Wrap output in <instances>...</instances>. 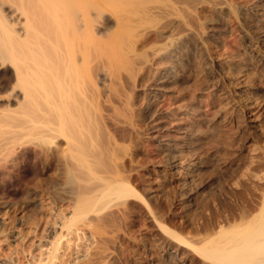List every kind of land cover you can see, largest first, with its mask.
Wrapping results in <instances>:
<instances>
[{"label":"bare ground","instance_id":"obj_1","mask_svg":"<svg viewBox=\"0 0 264 264\" xmlns=\"http://www.w3.org/2000/svg\"><path fill=\"white\" fill-rule=\"evenodd\" d=\"M249 2L0 0V186L26 160L57 156L66 174L62 184L68 189L70 210L65 220L55 222L60 232L50 260L58 238L72 224H77L72 228L77 234L87 229L97 243L109 244L111 237L101 236L106 228L123 231L125 215L136 213L141 202L170 236L165 244H154L166 262L185 264L186 259L200 258L202 264H264V186L231 220H206L185 237L171 226L176 223L158 195L150 194L151 188L137 175L145 168L141 138L156 133L153 138L170 170L184 171L185 181L193 176L194 161L184 160V149L174 138H163L162 129L169 119L196 109L184 101L187 88L179 83L186 77L184 61L190 55L204 53L229 80L223 67L235 60L215 56L207 35L232 18L247 26ZM259 11L264 22V4ZM254 34L251 50L264 56V34ZM230 91L240 108L251 110L254 102L243 88L230 85ZM166 96L172 97V107L163 103ZM187 131H179V137H187ZM171 193L163 190L168 203ZM2 195L0 207L5 209L10 200ZM115 241L114 255L119 256L123 244ZM79 261L85 264L86 259Z\"/></svg>","mask_w":264,"mask_h":264},{"label":"rangeland","instance_id":"obj_2","mask_svg":"<svg viewBox=\"0 0 264 264\" xmlns=\"http://www.w3.org/2000/svg\"><path fill=\"white\" fill-rule=\"evenodd\" d=\"M249 1L248 27L244 24L247 29L232 18L221 24L214 34L207 35L215 56L235 60L232 66L226 64L223 67L229 80L205 59L204 53L198 50V54L190 55V59L184 61L189 78L185 77L179 83L188 90L183 94L187 99L184 101L191 110L196 109L187 116L180 115L178 120L169 119L175 124L169 121L162 129L163 138H174L176 145L179 143L177 147L184 149V160L194 161L193 176L185 181L184 171L170 170L165 154L153 138L156 133H147L141 138L145 148L140 157L145 168L139 169L138 178L151 188L150 194L158 195L168 217L176 223L171 226L181 236L190 237L192 227H198L206 220L219 224L231 220L238 208L243 203L251 204L264 186V56L251 50L253 32L259 36L264 34V22L258 14L264 0ZM230 85L246 91L254 102L250 111L238 106ZM189 90L193 91L194 99ZM164 102L167 107L170 102L169 107H172V97H164ZM186 128L189 138L181 139L179 131H186ZM194 131L197 134L194 135ZM56 158L40 162L26 160L15 170L13 178L6 179L4 186H0V192L3 191L4 197L10 200L7 210L0 207V264H78V260L81 263L85 259V264L87 261V264H107L110 258L113 262L109 264H175L170 260L166 262L160 246L155 248V245L165 244L170 236L156 224L141 202L136 213L125 215L123 231H117L116 227L106 228L101 236L111 237L109 244L97 243V237L87 229L82 231L84 234L80 235L81 231L77 234L72 230L77 224H72L70 231L66 228L64 235L58 238L57 253L50 260L53 242L60 232L55 224L65 220L70 210L67 209L70 208L67 186L63 183L66 181L64 168ZM163 190L172 192L171 203L162 197ZM172 202L176 206L171 208ZM117 234L119 238L115 237ZM118 239L123 244L121 256L114 255V241ZM173 244L179 243L173 241ZM197 259L195 262L186 259L185 264H202Z\"/></svg>","mask_w":264,"mask_h":264}]
</instances>
